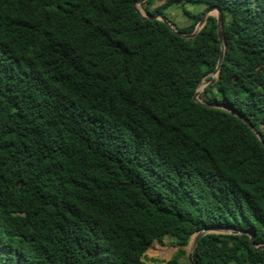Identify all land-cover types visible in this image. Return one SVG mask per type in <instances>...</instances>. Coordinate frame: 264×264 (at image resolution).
<instances>
[{
    "label": "trees",
    "instance_id": "1",
    "mask_svg": "<svg viewBox=\"0 0 264 264\" xmlns=\"http://www.w3.org/2000/svg\"><path fill=\"white\" fill-rule=\"evenodd\" d=\"M136 1L0 0V264H185L145 252L210 227L196 264H264V145L194 99L218 19ZM158 1L221 10L204 102L264 139V0Z\"/></svg>",
    "mask_w": 264,
    "mask_h": 264
},
{
    "label": "water",
    "instance_id": "2",
    "mask_svg": "<svg viewBox=\"0 0 264 264\" xmlns=\"http://www.w3.org/2000/svg\"><path fill=\"white\" fill-rule=\"evenodd\" d=\"M146 1L147 0H137L135 2V4H134L137 12L139 13V15L141 16V18L143 20L144 19L161 20V21L165 22L175 33H177L178 35H180V36H182V37H184L186 39L195 38L196 35L206 25L207 19L211 16L210 15L211 12H213V11H217L218 12V16H217V19H218V35H219V40H220L221 45H222V54L220 56L219 63H218V66L216 68V71L211 75L212 79L209 82V84L207 85V87L214 85L218 81V79H219L220 70H221V64H222V61H223V58H224V53H225V44L223 42V15H222L221 10L219 8H215V7L208 8L205 11V13L203 14L202 19L198 23L195 31L193 33H191V34H188V33H181V32H179V30L162 13H156L155 15H150V14L146 13V16H144L139 11V9L137 8V5L143 4ZM198 95H199V91L197 89V91H196V93L194 95V99H195V101L200 102L197 99V96ZM200 103H202V104H204V105H206L208 107L222 108V109L228 110L229 112H231L234 115L238 116L241 120H243L257 134V136L259 137V139L261 140V142L264 145L263 136L260 133L257 132L256 127L245 116L241 115L240 113H238V112H236V111H234L232 109H229L227 107H224L222 105H219L217 103H210V102H200ZM210 233H217V234H237L238 232L233 231V230H230V229H227V228H217V227L205 228V229H202V230L198 231L197 233H195L192 236L193 237V242H192L191 248H189V246H190L189 245V246H186L187 249H185L186 252H187L186 255H187L189 264H196V262L194 260V251H195V248L197 247V245L199 243V240L203 236H205L207 234H210ZM251 240L252 241L254 240V236L253 235H251ZM256 248H258V249L259 248H264V245L257 246Z\"/></svg>",
    "mask_w": 264,
    "mask_h": 264
},
{
    "label": "rangeland",
    "instance_id": "3",
    "mask_svg": "<svg viewBox=\"0 0 264 264\" xmlns=\"http://www.w3.org/2000/svg\"><path fill=\"white\" fill-rule=\"evenodd\" d=\"M166 0L158 1L156 5L151 8V10H154L155 7H157L160 4H163ZM143 4L137 5V8L139 11L146 16V12L143 10ZM205 10L204 6H198L193 5L189 3H174L171 6H169L165 10L166 18L175 26L178 28H184L191 24V20L188 16L185 15L184 11H189L192 14H198ZM211 16L217 17L218 12L213 11L210 14ZM197 27V26H196ZM196 29V28H195ZM209 84V81L207 78H205L200 86L198 87L199 95L197 96L198 101L204 102L205 99H209L212 96V92L206 93V87ZM201 88V89H200ZM213 92L216 94V89L213 90ZM217 95V94H216ZM193 242V237L190 240L189 245H191ZM188 245V246H189ZM187 249V247H182L177 244L176 238L171 236H166L164 238L163 245H160L158 243H153L145 252V256L147 260L150 259H157V260H169L171 259L178 251L179 249ZM181 261L185 264H189L187 255L181 258Z\"/></svg>",
    "mask_w": 264,
    "mask_h": 264
},
{
    "label": "bare ground",
    "instance_id": "4",
    "mask_svg": "<svg viewBox=\"0 0 264 264\" xmlns=\"http://www.w3.org/2000/svg\"><path fill=\"white\" fill-rule=\"evenodd\" d=\"M201 89V88H200ZM192 244L189 246V248H191Z\"/></svg>",
    "mask_w": 264,
    "mask_h": 264
}]
</instances>
